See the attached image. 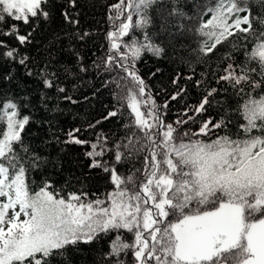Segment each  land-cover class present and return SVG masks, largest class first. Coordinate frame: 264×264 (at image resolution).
<instances>
[{
  "label": "snow or ice",
  "instance_id": "1",
  "mask_svg": "<svg viewBox=\"0 0 264 264\" xmlns=\"http://www.w3.org/2000/svg\"><path fill=\"white\" fill-rule=\"evenodd\" d=\"M55 4L0 0V61L24 66L58 94L67 91L61 75L80 79L103 69L111 76L105 86H115L116 107L88 127L119 116L125 135L97 133L89 140L80 138V128L67 133L64 143L86 146L89 169L107 175L103 193L68 182L57 187L50 179L37 183L33 173L45 161L24 140L31 117L14 98L0 100V264H57L69 248L105 239L98 264H264V0H117L108 9L104 56L89 64L70 45L74 59L51 71L57 35L49 62L34 73L21 48L51 21ZM61 15L79 25L67 10ZM64 35L85 43L91 34ZM176 40L195 43L189 51L197 62L235 41L244 60L229 52L215 71L202 73L194 81L204 93L198 105L168 122L169 101L157 103L137 64L146 52L163 56L166 43ZM181 78L172 80L179 91L171 100L185 92ZM229 89L240 101L235 120L222 105L219 119L188 127L221 105L217 97Z\"/></svg>",
  "mask_w": 264,
  "mask_h": 264
},
{
  "label": "trees",
  "instance_id": "2",
  "mask_svg": "<svg viewBox=\"0 0 264 264\" xmlns=\"http://www.w3.org/2000/svg\"><path fill=\"white\" fill-rule=\"evenodd\" d=\"M117 0H76L75 7L70 5V0H56L55 10L51 21L42 23L36 31L32 44L21 48V51L29 55L32 63L28 65L34 73L49 62L48 46L59 35L60 39L51 44V71L62 69L65 62L72 61L74 57L70 52V45L80 48L87 62L104 56L107 47L104 39L108 30V9ZM67 10L74 19L79 20L78 26L67 24L61 12ZM191 10V5L188 9ZM255 11V9H253ZM79 13L77 16L76 14ZM207 19V16H205ZM75 31H87L91 35L85 43H79L69 39V35ZM10 43L15 45L14 40ZM235 41L218 46L215 55L203 57L199 62L190 54L189 46L196 45L190 40H176L172 44L166 43L165 54L156 57L152 53H144L137 64L140 74L150 86L156 96L157 103L163 105L169 101L166 110L167 120L171 122L178 113H183L185 107L198 105L203 96V89L195 86L194 81L201 79L202 73L215 71L220 59L231 52L235 61L242 62L244 56L238 50L239 44L234 48ZM183 45L184 47H181ZM103 46V47H102ZM230 61H225V63ZM159 69V72L156 70ZM194 70V73H193ZM156 72L155 76L152 73ZM11 73L10 79L5 77ZM180 74L179 87L185 88V92L176 100H171L173 93L179 88L172 84V80ZM220 74H223L222 72ZM114 75V73H113ZM193 75L189 81L183 77ZM80 79L65 78L61 75V86L67 89L65 94H58L55 89H46L38 74L28 75L24 66L15 62L0 61V100L14 98L21 105L23 115L31 117L30 123L23 133L25 142L38 153L45 161L44 165L33 173L37 183L43 179H50L57 187H62L68 182L74 188L83 186L90 194L103 193L108 186V177L99 169H89V159L84 155L89 149L86 146L65 144L67 133L74 128L82 129L81 139H93L97 133L120 139L125 135L122 127V118L115 117L103 120L95 128H89L90 124L102 120L108 111L115 110L116 100L113 96L115 86H105V81H110L111 76L100 70L90 69L86 74H81ZM213 86H216L213 83ZM231 89L227 93H221L217 97L221 105L213 104L204 114L195 116L196 123H190L188 127L195 129L199 122L215 117L219 119L218 112L222 113V105L236 119L233 110L237 107V98L231 96ZM64 95H70L75 103L64 99ZM45 97H47L45 99ZM189 115L194 113L189 112ZM126 122V121H125ZM123 171V169H121ZM129 240L131 236L127 237ZM102 250H107V241L101 240L92 244H79L71 247L66 253L67 259H61L57 264H98Z\"/></svg>",
  "mask_w": 264,
  "mask_h": 264
}]
</instances>
